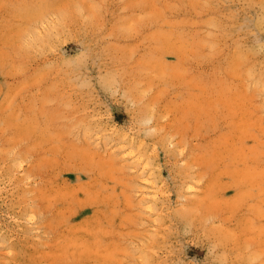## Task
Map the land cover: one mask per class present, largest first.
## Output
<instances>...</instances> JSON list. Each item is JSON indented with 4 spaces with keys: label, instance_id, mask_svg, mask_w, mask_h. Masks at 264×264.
<instances>
[{
    "label": "rangeland",
    "instance_id": "rangeland-1",
    "mask_svg": "<svg viewBox=\"0 0 264 264\" xmlns=\"http://www.w3.org/2000/svg\"><path fill=\"white\" fill-rule=\"evenodd\" d=\"M0 264H264V0H0Z\"/></svg>",
    "mask_w": 264,
    "mask_h": 264
},
{
    "label": "bare ground",
    "instance_id": "bare-ground-1",
    "mask_svg": "<svg viewBox=\"0 0 264 264\" xmlns=\"http://www.w3.org/2000/svg\"><path fill=\"white\" fill-rule=\"evenodd\" d=\"M139 180H140V179H139ZM140 181H141L143 184H146V182H147L146 179H141ZM188 188H190V191H192V189H193V188L190 187V186H189ZM146 197H147V196H146ZM152 198H154V197H152ZM147 201H148V200H147ZM147 208H148V207H147Z\"/></svg>",
    "mask_w": 264,
    "mask_h": 264
}]
</instances>
